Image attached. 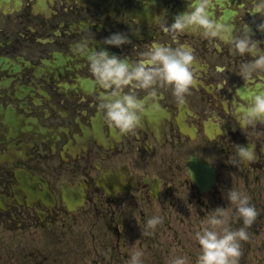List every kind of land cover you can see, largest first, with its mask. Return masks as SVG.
Masks as SVG:
<instances>
[{"label":"flooded vegetation","instance_id":"obj_1","mask_svg":"<svg viewBox=\"0 0 264 264\" xmlns=\"http://www.w3.org/2000/svg\"><path fill=\"white\" fill-rule=\"evenodd\" d=\"M245 6L246 0H211L210 15L234 35L248 22L264 44L256 28L264 17ZM186 11L190 0H0V237L28 232L58 243L64 219H88L83 213L120 247L127 219L158 215L170 222L195 194L215 190L219 164L234 160L244 177L262 179L264 121L244 126L240 117L264 82L242 79L239 67L252 57L238 54L230 39L213 43L198 27L177 37L161 29L164 17L171 23ZM116 31L130 42L105 44ZM85 38L95 41L91 51L133 62L153 43L187 46L195 81L184 103L167 84L158 85V97L137 88L147 111L137 129L121 133L99 108L103 90L87 57L74 53ZM236 144L253 145V159L241 162ZM197 163L215 171L209 192L192 178Z\"/></svg>","mask_w":264,"mask_h":264},{"label":"clouds","instance_id":"obj_2","mask_svg":"<svg viewBox=\"0 0 264 264\" xmlns=\"http://www.w3.org/2000/svg\"><path fill=\"white\" fill-rule=\"evenodd\" d=\"M210 6L211 0H190V11L177 15L171 23H165L164 17L159 21L160 27L173 37L189 27H198L202 35L213 43L230 39L231 46L238 54L252 57L239 67L242 79L254 86L264 82V44L253 35L248 22H245L239 35L232 34L230 25L211 18ZM245 9L246 13H259L264 17V0H246ZM256 28L264 31V19L256 22ZM130 40L125 32L116 31L105 37L103 42L122 47ZM94 43L85 38L74 46V53L87 57L89 71L103 90L99 108L105 119L121 133H131L137 129L147 111L136 94L137 88L147 90L148 97H158V85L167 84L171 86L177 102L184 103L185 93L190 91L195 81L192 69L194 54L190 48L183 44L172 47L153 43L133 62L126 55L109 54L107 49L91 51ZM220 67L217 65V68ZM240 121L244 126L264 121V92L252 97ZM235 147L241 162L253 159V145L236 144ZM224 195L228 206H216L208 210L199 220V229L193 233L199 245L195 264H239L242 242L250 239L248 226L254 223L259 214L256 206L250 203L248 195L234 186L228 188ZM233 212L235 217L242 218L240 227L232 225ZM161 221L162 217L158 215L146 217L144 225H140L142 233L149 234V229H154ZM144 254L143 249L133 245L129 264H144ZM168 264H192V261L187 255H178L170 259Z\"/></svg>","mask_w":264,"mask_h":264},{"label":"rangeland","instance_id":"obj_3","mask_svg":"<svg viewBox=\"0 0 264 264\" xmlns=\"http://www.w3.org/2000/svg\"><path fill=\"white\" fill-rule=\"evenodd\" d=\"M218 166L220 184L215 190L195 194L190 206L180 214L173 213L170 222L161 221L149 229V234L142 233L145 221L141 218L127 219L126 237L118 247L105 235L107 230L101 233L103 226L96 218L81 213L88 219L74 215L64 219L62 239L58 243L54 238H39L33 233L27 232L19 238L6 232L0 237V264H129L133 245L143 249L144 264H168L178 255H187L195 264L199 245L193 233L200 227L199 220L216 206H228L224 194L232 186L248 195L259 213L248 226L250 239L242 242L239 264H264V176L253 183L257 179L244 177L243 169L234 160ZM242 223V218L234 215L233 227H240ZM42 255L47 259H42Z\"/></svg>","mask_w":264,"mask_h":264},{"label":"water","instance_id":"obj_4","mask_svg":"<svg viewBox=\"0 0 264 264\" xmlns=\"http://www.w3.org/2000/svg\"><path fill=\"white\" fill-rule=\"evenodd\" d=\"M201 182V181H200ZM202 183V182H201Z\"/></svg>","mask_w":264,"mask_h":264}]
</instances>
